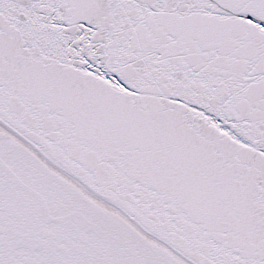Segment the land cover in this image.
Instances as JSON below:
<instances>
[{"label":"snow or ice","instance_id":"6c2138e0","mask_svg":"<svg viewBox=\"0 0 264 264\" xmlns=\"http://www.w3.org/2000/svg\"><path fill=\"white\" fill-rule=\"evenodd\" d=\"M0 264H264V0H0Z\"/></svg>","mask_w":264,"mask_h":264}]
</instances>
